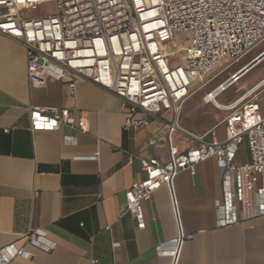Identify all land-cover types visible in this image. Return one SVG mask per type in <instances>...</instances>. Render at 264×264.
I'll use <instances>...</instances> for the list:
<instances>
[{
	"label": "crops",
	"instance_id": "crops-1",
	"mask_svg": "<svg viewBox=\"0 0 264 264\" xmlns=\"http://www.w3.org/2000/svg\"><path fill=\"white\" fill-rule=\"evenodd\" d=\"M26 64L22 44L0 33V248L14 244L26 252L10 264H91L93 258L98 264H264V206L257 194L264 182L253 174L257 180L244 186L243 200H235L240 222L218 226L225 183L216 158L202 161L196 174L180 171L173 189L155 191L144 203L146 228L120 214L125 191L145 176L138 156L165 163L172 151L196 144L192 135L211 139L215 132L222 139L224 119L197 131L182 125L181 115L185 131L170 133L161 120L125 129L126 111L108 90L88 81L70 89L59 79L33 86ZM30 105L68 107L86 117L88 131L64 125L33 131ZM235 160L251 161L247 142L237 146ZM34 230L45 232L54 248L31 243ZM181 233L193 236L177 259L158 253L157 245L171 249Z\"/></svg>",
	"mask_w": 264,
	"mask_h": 264
},
{
	"label": "built area",
	"instance_id": "built-area-1",
	"mask_svg": "<svg viewBox=\"0 0 264 264\" xmlns=\"http://www.w3.org/2000/svg\"><path fill=\"white\" fill-rule=\"evenodd\" d=\"M46 3H55L57 11L29 15L33 7ZM0 33L24 47L31 85L45 86L59 79L74 89L79 81L91 82L121 100L125 129H141L161 120L171 133L185 131L178 120L192 89L206 85L264 38V0H0ZM176 34L186 39L171 47ZM221 107L227 111L224 138H217L215 132L211 139L207 134H191L196 144L179 154L172 151L165 163L138 156L145 176L125 191L121 215L131 214L139 229L146 228L144 203L152 194L164 185L173 189L180 171L196 174L202 161L216 158L225 183L224 200L217 203V225L240 222L235 200H243L244 186L257 180L253 174L264 182V77ZM29 119L33 131L62 125L88 131L86 117L68 107L30 105ZM244 142L251 161L239 164L237 146ZM257 194L263 207L264 185ZM45 235L34 230L28 239L52 250L54 244H47ZM192 236L181 233L173 248L157 245L158 253L177 259L184 240ZM24 254V249L7 245L0 248V264ZM98 263L97 258L91 260Z\"/></svg>",
	"mask_w": 264,
	"mask_h": 264
},
{
	"label": "rangeland",
	"instance_id": "rangeland-1",
	"mask_svg": "<svg viewBox=\"0 0 264 264\" xmlns=\"http://www.w3.org/2000/svg\"><path fill=\"white\" fill-rule=\"evenodd\" d=\"M56 11L55 3H46L33 7L28 13L29 15H41L44 13H55ZM185 39V35L176 34L174 40L171 42V47H174L176 43H183ZM263 51L264 38L232 65L216 72L206 85L195 86L183 105L181 124L186 125L191 130L197 131L212 127L222 121L226 117L227 111L217 106L214 102L208 101V94ZM263 77L264 59L245 73L238 81L230 85L225 91L221 92L217 97L218 101L222 104L233 101Z\"/></svg>",
	"mask_w": 264,
	"mask_h": 264
},
{
	"label": "water",
	"instance_id": "water-1",
	"mask_svg": "<svg viewBox=\"0 0 264 264\" xmlns=\"http://www.w3.org/2000/svg\"><path fill=\"white\" fill-rule=\"evenodd\" d=\"M263 59H264V51L262 53H260L257 57H255L253 60H251L245 67H243L241 70H239L231 78V80L233 79L232 81H234V80L238 79L239 77H242L245 73H247L251 68H253L255 65H257Z\"/></svg>",
	"mask_w": 264,
	"mask_h": 264
},
{
	"label": "bare ground",
	"instance_id": "bare-ground-1",
	"mask_svg": "<svg viewBox=\"0 0 264 264\" xmlns=\"http://www.w3.org/2000/svg\"><path fill=\"white\" fill-rule=\"evenodd\" d=\"M240 78L241 77H239L238 79H236L234 81H232L233 79L230 80V81H227V82L223 83V87L213 90L211 96H208V101H211L212 100L217 106L221 107L222 104L217 99L218 95L221 92L225 91L230 85H232L233 83H235L236 81H238Z\"/></svg>",
	"mask_w": 264,
	"mask_h": 264
}]
</instances>
